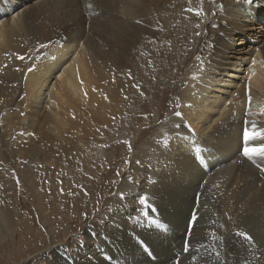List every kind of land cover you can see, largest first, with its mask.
<instances>
[{"label":"bare ground","instance_id":"6f19581e","mask_svg":"<svg viewBox=\"0 0 264 264\" xmlns=\"http://www.w3.org/2000/svg\"><path fill=\"white\" fill-rule=\"evenodd\" d=\"M209 1V11L198 15L189 11L198 8V0L193 4L189 0H0L3 162L6 158L37 160L60 172L66 166L78 170L76 165L83 155V162L90 168L101 162L95 154L101 148L97 145L116 142L123 148L120 160L125 161L133 142L120 141L129 116L141 119L149 114L140 109L146 104V93L153 95V103L158 96L165 104L166 90L157 83V77H180L177 108L169 111V106L165 109L157 100L158 126L163 130L157 135L156 146L149 149L147 142L139 143V165L132 166L131 160L122 164L121 173L128 179L127 200L119 201L105 222L96 226L99 236L86 234L85 241L69 252L62 242L55 243L54 228H47L43 242L49 241L46 251L58 262L57 254L66 252L72 264H107L106 259L115 257V251L126 262L130 253L135 263L128 264H154L149 261L154 251L160 257L159 264H171L175 252L171 255L170 249L178 251L183 244L176 242L185 231L181 217H186L193 200L205 196L208 179L240 175L244 185L225 188L230 193L219 203V219L223 229L225 223L226 229L235 225L250 231L253 246L261 254L257 259L264 264V169L257 168L256 179L252 180L244 166L250 161H264V157L249 158L242 151L245 145L264 143L260 138L251 142L243 139L245 129H264V0ZM173 44L179 51L178 58ZM18 55L26 58L21 61ZM249 87L253 98L250 108ZM176 111L182 112L183 118L175 116ZM114 125L118 136L113 133ZM110 171L106 167L101 172ZM62 181L56 188L59 196L63 195ZM146 193L151 200L147 211L153 210L151 203L161 209L163 202H176L173 221L177 234L173 241L159 237L161 230L152 224L153 217L158 216L141 213L138 201ZM39 194L41 219L48 225L45 218L53 213L45 206V193ZM19 210L0 190V247L22 230L17 221ZM231 213L236 221L223 222L231 219ZM133 229L150 242L151 248L144 250L140 242L129 243ZM169 230L166 224L162 231ZM27 231L32 233L24 227L18 238L24 240ZM33 235L31 245L40 251L36 245L41 234ZM153 235L157 237L152 239ZM223 235L227 248L234 252L237 241ZM120 236L128 238L123 241ZM165 241L169 246L163 252L161 243ZM24 247L20 244L23 252L27 250ZM193 249L187 259L191 260ZM23 261L32 264L30 258Z\"/></svg>","mask_w":264,"mask_h":264},{"label":"rangeland","instance_id":"374dc122","mask_svg":"<svg viewBox=\"0 0 264 264\" xmlns=\"http://www.w3.org/2000/svg\"><path fill=\"white\" fill-rule=\"evenodd\" d=\"M193 1L194 0H189V4H193ZM198 1L199 5L196 9H202L204 12L205 10L209 11L208 8L211 6V2L209 0ZM185 10H187V8H185ZM173 47L176 52L175 57L178 58L179 51L177 49V46L173 44ZM177 58L174 60L176 61ZM169 60L170 58H168V61ZM173 63L174 62L171 61L170 65H172V69L174 72ZM170 76L171 75H168L166 79L163 77H157V83H162L161 85L166 90V94H164V105L162 103L161 97L159 99L158 96H155V103H153V95L151 96L146 93V104L140 109L147 110L146 112L151 115L147 114L146 117L144 116L141 119H137V117L135 119L133 115L129 116L130 121L125 126L127 130L123 135H121L123 139L120 141L121 144H125V141L133 142L132 146L128 149L129 151L127 150V152L130 154H128V158H126L127 160L125 159V161L120 160V157L123 154V148L120 149L119 142H116L112 145L99 143L97 146L101 148L97 149L95 154H98L97 159H101V162L89 166L90 168H88V165L83 162L85 160V157L81 155L82 161L79 160L80 162L78 161L79 163L76 165L77 168L79 166L78 170H71L68 166H66L67 168L65 167L63 171L57 172L56 169L52 168L49 165L37 162V160L23 161L22 159L18 158L16 160L6 158L4 162L0 160V190H3L7 196H10V202L12 201L14 209H16V206H18L20 209V217L17 218V221L22 225V230L19 229L16 232L17 235L15 237H20L24 227L25 229L32 231V233H29L27 231L28 234H25L24 240L22 238H18L17 240V238L14 237L10 241H5L4 245L1 246L2 248L0 247V249L2 250H0V264H25L23 260H29V258L32 264H72L66 252H59L57 254V257L60 261L58 262L57 260L52 258V255L49 252L46 251L47 249L45 248V246L50 245L48 240L46 244L43 242V240H45L44 234L46 235V233H48V231H46L47 228H54L53 238L54 240H56L55 243L62 242V247H64L65 250L69 252L76 250L78 244H81L85 241L86 234L92 233L95 236H99L97 234V231L95 230L96 226H98L101 221L102 223L105 222V219L109 217L110 213L114 212L118 207L119 201L124 202L125 200H127L128 190L126 189V185H128V179H126L127 174L121 173L122 164L131 160L132 166L136 164L139 165L137 161L139 160L138 157H140V154L136 152L138 151V146L142 143L147 142L148 144H146L148 148L151 149L156 146L155 141L159 140L157 135L158 133L162 132L163 129L158 126V123L160 121L157 117V115L159 114V105H157V100L162 104L163 108L166 109L169 106V111L177 108V89L180 77ZM130 104L131 103H128V105ZM136 105L137 104L134 105V109L138 111L139 106ZM164 116L165 115L161 117L164 118ZM112 129L113 133L118 136L117 125H114V128ZM130 135H133V138L130 137ZM99 153L102 155H99ZM104 160L106 162H104ZM244 166L247 169V177L249 179L255 180L256 169H264V161L254 160L250 161L249 163H245ZM106 167H110L111 169L108 174L106 172H101L105 170ZM27 171L29 174L26 177ZM64 174H67V176ZM127 178H129V176ZM60 179L64 181L62 196H59L56 190V188L59 186L58 183L61 182ZM130 180H132L131 177ZM232 184L244 185L242 177L240 175H214L208 179V189L206 190L205 196L201 198L198 197L197 199L193 200V203L194 201L196 202L198 209L197 215L200 217V219L196 223L195 228L192 230V235L189 240L190 250L192 247L194 248L191 255V260L186 258L190 251L182 252V246L178 251L173 247L170 249V254L173 255V253L175 252V256L171 261V264H262L258 261L261 254L259 255V253L257 252V248H255L253 244H249L247 240L242 239L236 234L237 231L243 230H239L238 226L235 225L229 228L230 230L226 229L225 223V229H223L222 223L219 219V203L224 199L226 195L230 193L225 191V188L230 187ZM35 186H37L36 189ZM38 192L45 193L43 194L46 198L44 200V202H46L45 206L46 208H48V211H52L53 213V216H51L50 218H45L48 225L41 219V212L38 207V202L40 201L38 197L41 194H39ZM71 192H77V194L75 193L76 195H74V193ZM120 193H123V195H120ZM145 195L148 197V207L140 205L142 214L143 209L149 208V203L151 201L149 195L146 193L143 196ZM155 200L156 198L154 199V201ZM163 203L164 206L162 205L163 208L161 207V209H158L155 203H151L150 205L153 206V210L148 211V214L158 216L164 220L163 221L158 217H153V227L162 231L166 229L167 224V226L171 228V230L169 231H159V237L162 239H166L169 242L170 239H173L174 234H177V230L174 231L175 223L173 221V217H175L176 215V202H173L172 199L170 202ZM193 203L188 210L186 217H181L182 222L184 224L186 223L185 231L182 237L176 239V242L183 241L184 243L186 229L189 227L188 216L190 210H192L193 208ZM223 213L224 212L222 211L221 214ZM225 215L227 216L228 212H225ZM224 220H227L228 222L236 221L232 213L231 219H223V222ZM36 232L41 234V237H39L40 241L36 240L38 237L33 240L35 242H39L36 246H39L40 251H38L36 247H33L30 242L32 240L31 238L34 236L33 234H36ZM247 232L253 237V234L250 231ZM130 233H132L133 236H130L129 238L127 236H124L125 238L120 236V239L124 241V239L128 238L129 243H131L132 241V243L135 244H138L140 242L138 245L144 247V250H146L147 247H150V242L137 235L134 229ZM223 234H227L228 236L232 237V239H235L237 241V249H235V253L230 252L227 248V244H225L227 243V240L223 239ZM156 237V235L151 236L152 239H155ZM167 241L161 243V249L163 252L166 248H168L167 246H169ZM20 244L25 245L23 249H26L27 247V250L25 252L21 251ZM173 244L174 243H172V245ZM15 248H17V250L19 251H16V254L18 255V257L16 258L18 259L15 258ZM162 251H158V254L162 253ZM246 251L247 254L244 253V255L243 252ZM217 252L219 253V256L216 255ZM113 253L115 257L107 256V264H128L129 261L135 263L130 253H127V262L121 259L120 256H117V253L115 251H113ZM153 254H150V257L152 259L150 258L149 261L154 264H159L158 262L160 261V257L158 258L154 251ZM19 256H22L24 258ZM146 259L147 256L144 258V263L146 262ZM136 264H143V262Z\"/></svg>","mask_w":264,"mask_h":264},{"label":"snow or ice","instance_id":"6c2138e0","mask_svg":"<svg viewBox=\"0 0 264 264\" xmlns=\"http://www.w3.org/2000/svg\"><path fill=\"white\" fill-rule=\"evenodd\" d=\"M252 0H249V3H251ZM222 7V6H221ZM189 11H196V13L198 15H203V10L202 9H190ZM199 27V25H197ZM197 35H199V33H197ZM42 47H44V45H42ZM17 58L21 61H23L26 57L24 55H18ZM29 72L33 71V68H29L28 69ZM114 82V80H113ZM81 83H83V81H81ZM85 95H87V92H85ZM252 95H251V89L249 87L248 89V96H247V100H248V107H251V101H252ZM190 107V105H189ZM262 113H264V110H262ZM175 116L177 117H181L183 118V113L180 111H176L175 112ZM176 128H179L180 125L177 124L175 126ZM257 127V125L255 123L252 124V128L255 129ZM256 138H260V139H264V129H261L259 132L257 131H252L250 129H245L244 133H243V139L244 141L247 142H251ZM130 146V145H129ZM243 154L246 157H253V156H261L264 157V143L259 144L258 146H248L245 145L242 148ZM137 163H139V161H137ZM119 174V173H117ZM63 191V190H61ZM120 195H123V193H120ZM139 204L142 206H147L148 205V197L145 196H141L139 198ZM198 209H197V205L196 202L194 201L193 203V208L192 210H190L189 212V216H188V228L186 229V236H185V240L184 243L182 245V252H189L190 251V244H189V240L191 238L192 235V230L195 228L196 223L198 222V220L200 219V217L197 215ZM143 215L147 216L148 215V211L147 208L143 209ZM239 237H241L244 240H247L249 242V244H254V240L252 235H250L247 231H237L236 233ZM82 242V241H81ZM217 256H219V253H216Z\"/></svg>","mask_w":264,"mask_h":264}]
</instances>
